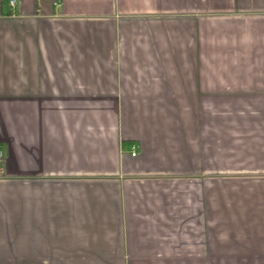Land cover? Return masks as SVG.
<instances>
[{
  "label": "crops",
  "instance_id": "0c3cea01",
  "mask_svg": "<svg viewBox=\"0 0 264 264\" xmlns=\"http://www.w3.org/2000/svg\"><path fill=\"white\" fill-rule=\"evenodd\" d=\"M0 148V264H264V0H0Z\"/></svg>",
  "mask_w": 264,
  "mask_h": 264
},
{
  "label": "built area",
  "instance_id": "2783aa9c",
  "mask_svg": "<svg viewBox=\"0 0 264 264\" xmlns=\"http://www.w3.org/2000/svg\"><path fill=\"white\" fill-rule=\"evenodd\" d=\"M16 3H17V0H10V4H11L12 6H14ZM135 154H136V152L133 151V152H132V155H135ZM4 162H5V153H4V151L0 148V175H1V173H2V167H3Z\"/></svg>",
  "mask_w": 264,
  "mask_h": 264
}]
</instances>
